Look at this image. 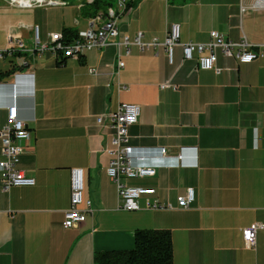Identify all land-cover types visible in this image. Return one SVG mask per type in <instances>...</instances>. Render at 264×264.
<instances>
[{
	"label": "crops",
	"instance_id": "1",
	"mask_svg": "<svg viewBox=\"0 0 264 264\" xmlns=\"http://www.w3.org/2000/svg\"><path fill=\"white\" fill-rule=\"evenodd\" d=\"M85 1L79 8L34 9L0 1V50L10 39L25 46L0 60V130L15 104L31 136L20 169L36 181L4 191L0 174V264H94L97 252L133 249L141 229L171 232L174 264H264V230L255 247L242 236V229L264 225V57L241 64L218 52L219 74L184 61L181 46L173 65L164 49L133 47L122 69L115 47L66 60L32 52L35 27L45 42L54 33L91 28L93 20L80 10ZM182 1L131 0L119 19L121 36L164 40L179 24L182 43H205L218 31L235 42L246 37L264 52V11L241 18L243 0ZM165 84L178 89H162ZM121 103L141 107L130 143L157 169L154 177L125 180L156 190L133 212L119 209L105 151L113 131L97 123ZM179 155L181 165L174 166ZM75 168L85 171L93 214L66 229ZM190 188L195 202L179 208L178 198ZM155 200L173 209L154 210Z\"/></svg>",
	"mask_w": 264,
	"mask_h": 264
},
{
	"label": "built area",
	"instance_id": "2",
	"mask_svg": "<svg viewBox=\"0 0 264 264\" xmlns=\"http://www.w3.org/2000/svg\"><path fill=\"white\" fill-rule=\"evenodd\" d=\"M1 2L16 8V3H23V9H34L38 7H64L65 3H57L56 0H0ZM92 3L94 0H86ZM129 0H116V6L107 8L105 17H97L93 20V26L88 30L78 33L77 36L67 38L62 33L50 35L48 42L40 37L38 27L34 28V44L32 51L36 55L51 53L59 58H79L87 52L98 50L103 51L108 47H115L118 53L119 69L124 68L123 56L131 55L132 48L137 47L141 51L153 50L158 53L164 49L168 61L174 63V50L181 46L184 61L196 60L198 68L206 71H216L218 52L225 57L235 58L241 64H250L263 58L264 52L255 51L258 46L250 43L246 37L238 42L227 39L218 31H212L210 40L205 43L181 42V26L173 24L170 26L164 40L154 39L144 41L143 35L136 38L128 35L121 36L119 29V19L128 12ZM264 11V0H254L250 6L244 3L240 5V16L244 17L249 12ZM17 49L25 50L24 43L13 39L9 40V48L0 50V60L12 51ZM264 49V46H263ZM197 56V57H196ZM162 89L177 90V86L170 84L162 85ZM141 107L136 104L121 103L113 112L97 118L100 126L113 131L110 146L106 148V153L110 157L107 174L117 185L119 209L133 212L141 210L140 201L144 197L156 195L154 188H141L129 186L125 180L154 177L157 169L145 165V158L135 155V149L131 146L130 129L139 122ZM30 133L27 124L20 117L18 107L13 104L7 107V122L0 130L2 142L3 160L0 161L1 184L4 191L14 187H33L36 185L34 178H31L20 169L21 158L24 154V143L30 140ZM161 155L167 157V150L162 149ZM175 159L174 166H180L182 156L172 157ZM195 190L190 188L184 196L178 198L179 208L188 209L195 202ZM70 209L65 214L63 226L71 229L76 225L85 223L88 215L93 214L90 200L86 197V174L84 169L75 168L71 170V198ZM154 210H170L171 205L160 204L155 200L152 205ZM264 230L263 224H253L242 229L243 240L250 246L255 247L257 236Z\"/></svg>",
	"mask_w": 264,
	"mask_h": 264
},
{
	"label": "trees",
	"instance_id": "3",
	"mask_svg": "<svg viewBox=\"0 0 264 264\" xmlns=\"http://www.w3.org/2000/svg\"><path fill=\"white\" fill-rule=\"evenodd\" d=\"M116 0H94L82 3L81 11L91 20L105 17L107 8L114 7ZM129 7L131 0H129ZM134 1V0H132ZM189 0H183V3ZM76 32L65 30L67 38ZM69 36V37H68ZM83 55L79 56L81 58ZM65 60L68 58H64ZM63 61V60H62ZM63 62L58 61L61 66ZM135 246L131 250L103 251L94 255V264H174L171 232L165 230H137L134 234Z\"/></svg>",
	"mask_w": 264,
	"mask_h": 264
},
{
	"label": "rangeland",
	"instance_id": "4",
	"mask_svg": "<svg viewBox=\"0 0 264 264\" xmlns=\"http://www.w3.org/2000/svg\"><path fill=\"white\" fill-rule=\"evenodd\" d=\"M81 2H83V0H64L65 4L77 5L78 8L80 7V6H78V4H80Z\"/></svg>",
	"mask_w": 264,
	"mask_h": 264
},
{
	"label": "bare ground",
	"instance_id": "5",
	"mask_svg": "<svg viewBox=\"0 0 264 264\" xmlns=\"http://www.w3.org/2000/svg\"><path fill=\"white\" fill-rule=\"evenodd\" d=\"M58 3H63V0H56ZM16 8L23 9V3H16Z\"/></svg>",
	"mask_w": 264,
	"mask_h": 264
}]
</instances>
